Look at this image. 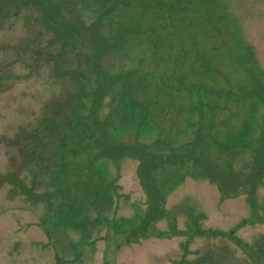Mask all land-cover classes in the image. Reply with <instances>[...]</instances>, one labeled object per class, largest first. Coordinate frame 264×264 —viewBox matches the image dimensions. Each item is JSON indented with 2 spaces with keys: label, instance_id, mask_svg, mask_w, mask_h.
Instances as JSON below:
<instances>
[{
  "label": "flooded vegetation",
  "instance_id": "af4514ba",
  "mask_svg": "<svg viewBox=\"0 0 264 264\" xmlns=\"http://www.w3.org/2000/svg\"><path fill=\"white\" fill-rule=\"evenodd\" d=\"M55 1H58L56 6L59 9L61 6L69 15L71 22L77 16L76 19L81 24L94 23L97 29L101 31L102 40L109 47L108 51L106 50L105 53L101 54L95 39L90 40L83 35L77 36L76 34L70 35L69 38L60 37L56 31L57 23L48 32L42 26V22L39 21L38 26L36 25L37 34L43 44L41 54L38 56V67L41 72L39 75H41L43 85L46 82L45 85L48 87L44 86L41 90L46 92L53 90L50 87L51 83H56L59 86L61 84L67 85L64 90L70 93L69 99L71 100L63 114L60 112V108H55V104H52L51 112L43 113L45 117L38 119L36 130L31 132L34 138V146L32 149V146L27 145V150H34L36 156L34 159L32 158L28 167L24 166V169L21 170L20 178H22V184L28 188L32 187L37 195L32 196L33 198L22 195L24 204L28 207L27 210L32 213L29 217L23 218L25 222L22 224L24 226L20 225L25 233L21 237V244L23 242L26 251L30 253L42 250L47 255H52V261H50L52 264H81V260H85L89 252L94 253L93 261L95 260L94 263L96 264H143L144 260L142 259L151 254V251L163 252L165 249H169L172 244L174 247L177 239L181 237L175 236L177 234L168 225L165 216L159 217L158 220L153 218L148 226L141 225L147 209L152 201H155V198L149 197L141 184L139 171L141 170L142 154H138V150L134 148L126 155H116L115 157L113 156L114 153L108 150L107 141L110 140L119 145L135 143L140 146L138 142H142L143 136L136 133L137 131L130 134L129 131L124 130L125 123L131 121V126L138 123L148 125L149 137L150 132L154 131L153 127H161L163 130L160 131V134H153L152 136H157L163 146L168 142L176 143L177 141L173 138L184 137L181 134L184 130L180 128L177 131V127L165 119L166 112H163L162 109L159 110V107L163 103L165 108H167L166 106L171 107V98L179 89H182L183 92L187 90L190 95L194 91L193 93H196L198 97L200 96V100H202L201 98L204 96L202 91L205 90L207 95L210 93L212 96V94L215 95L219 92V88L214 89L215 87H213L212 92L208 91L211 89L209 81L206 77L204 79L200 76V71L201 73L204 71L202 64L198 62L200 68L195 66L192 69L191 65H195L197 59L187 54L185 47H182L181 53L164 50V55H161L156 49L157 44L158 47L161 46L164 49L173 43V38L167 33L169 27L174 25V19L169 16L170 9L168 11L165 9L153 20L151 24L153 37L150 45L152 49L149 50L142 48L145 46V41L139 42L137 39L139 37L133 38L140 35L138 24H129L126 27L124 21H117V17H108V0ZM234 1L231 4L235 14L231 16V21H234L231 32L235 27H242L243 29L244 26V31L242 30L244 37L250 36V39H241L248 46L246 47L249 50L246 56L247 61H250L251 68L256 74L261 70L263 77L264 0ZM186 3L187 0L182 1L185 6ZM11 5V12L16 13L22 9L23 2L13 0ZM181 5L178 7L180 11L184 10ZM21 13L26 14L27 11L24 10ZM102 14H105L104 17H101ZM87 15L91 20H88ZM184 15L183 19L187 20L186 14ZM165 30L167 31L163 34ZM131 33H133L132 39L128 38ZM255 38H263V41L256 42ZM139 46L148 54V58H138ZM259 68L260 70H258ZM157 71H163V78L159 84L163 85L164 88L159 87V89L160 93L166 95V101L160 95L156 99H162L160 105L158 104L159 101L156 103L153 101L140 106L138 98L142 95L129 94L131 93L129 91L138 85L140 80L138 73L144 75L146 82L148 81L145 89L152 88L153 84L156 83L154 80ZM103 72L106 73V77L110 76L111 82L104 81L102 95L97 96L95 103L92 97L87 98L85 96L80 99L81 95H85L82 94L84 91L97 89L101 85V81L105 79L101 77ZM170 77H175V82L170 81ZM193 78L199 79L196 88L191 85ZM261 82L264 85V78L261 79ZM172 83L177 84V87L172 89L170 86ZM189 88L194 90L189 91ZM74 93L76 96L72 99ZM50 98L47 97V99ZM193 100L192 96L189 103H186L187 109L191 112L192 109L202 104V102L194 104ZM207 100L209 101L208 98ZM212 102L207 104L209 107L216 108L212 111L217 112L218 99L213 97ZM46 106V102L42 103L37 115L42 114V110ZM93 109H95L94 118L96 119H94L95 123L92 124L98 127L97 133L100 134H96V139H88L90 140L89 147L93 149L88 150L89 148H87L84 151V158L93 159L96 164L101 162L102 167H87L81 163L84 167L77 168L74 159L75 150L68 152V168L64 169L68 171V177H65L67 179L65 182V179L61 180L60 178L62 169L59 167L60 162L58 160L60 151L57 146V132L53 129L54 122L48 124L51 122V118L59 119L60 115L73 117L71 123L75 124L76 111L90 118ZM89 118L84 120L90 121L91 118ZM26 122L27 120L23 123ZM189 123L192 126L194 120L188 119ZM104 126L106 127L103 128ZM99 140L106 142L105 145L104 143L99 144ZM154 147H156L155 144ZM166 147L159 152V165L162 163V159L169 154L168 145ZM8 148H12V145H9ZM149 151H151L150 147L146 152ZM162 168L164 167L153 168V170H170L169 168ZM90 170H98L99 177L108 182L110 189L106 192V187L100 186L99 191L94 195L93 202H89L91 204L80 205V203H76L75 198H69L74 193H68L67 189L74 188L75 191L76 171H83L88 175ZM8 171L10 172L12 169L10 168ZM157 172L154 171V174ZM109 173L112 177L114 176L110 182L107 180ZM106 184L104 183V185ZM175 188L166 194L167 206L180 201L187 189V184H178ZM75 205L77 210L72 211L70 208H74ZM64 211H70L73 214L66 215ZM154 222L161 230L154 228L152 225ZM165 234H172V238L165 237ZM60 235L65 238L63 243L58 237ZM137 258L142 261L137 260Z\"/></svg>",
  "mask_w": 264,
  "mask_h": 264
},
{
  "label": "trees",
  "instance_id": "16d2710c",
  "mask_svg": "<svg viewBox=\"0 0 264 264\" xmlns=\"http://www.w3.org/2000/svg\"><path fill=\"white\" fill-rule=\"evenodd\" d=\"M21 1L23 2L22 9H20V12L14 13L11 12L13 0H0V95H7L14 87L22 90L28 87L27 96H31L30 98L33 100L30 104L38 102V105H42L46 102L47 106L39 115H37L38 108L35 111H29V115H25L24 120H28V117L34 115H36V120L28 124L22 122L23 124H20L12 134V140L10 142L7 140L8 145H12L16 149L12 154L17 160L14 161L11 156V160H13L12 171L0 174H4V178L10 179L9 183L12 184V187L9 194L15 193L21 197L26 195L33 198L32 196L35 197L37 194H35L32 187L28 188L23 185L22 178H20L21 170L24 169V166L28 167L32 158L34 159L36 156L34 150H27V145L32 146V149L34 146V138L31 132L36 130L38 119L45 117L43 113L51 112L52 104H55V108H60V112L63 114L71 99H69L70 93L64 90L67 85L63 84L59 86L56 83H51L50 87L53 90L39 92V89L44 88V86L47 87L45 85L47 83L45 82L43 85L41 75H39L38 56L41 54L43 44L37 34L36 27L39 21L42 22L41 19L45 15L38 13L39 9L36 7L38 6V0ZM182 1L123 0V2H118L108 0L107 15L111 18L117 17V21H125L124 16H122L125 7L134 9L138 15L137 23L139 24L140 35H143L140 37L144 38L143 41H145L143 49L151 50L150 45L153 37L151 24L161 12L170 9L169 16L174 19V25L176 24L179 27L185 21V18L183 19L184 14H186V17L189 16L188 11L190 8V11L199 13L211 4L209 3L210 0H187L189 4L184 5V10L180 11L178 7L182 4ZM228 2L227 9L229 11L233 6L231 4L235 1L228 0ZM24 10L27 11L26 14L21 13ZM34 12L38 14L35 15ZM129 13H132V10ZM104 15L102 14L101 17H104ZM17 16L21 18V25L24 27L25 33L18 37L11 35V39L10 37L6 39L5 34L13 33L14 27L12 24ZM232 32H235L239 40L248 38L244 37L241 28L235 27ZM69 37L70 35L65 36V38ZM172 46L173 43L170 47ZM156 49L161 55L165 54L161 46H157ZM170 52H175V50L171 49ZM138 53L141 57L144 54H146L145 58L148 56L143 50H139ZM106 80L110 83V76L101 81V85L97 89L84 91L82 94L85 95H81L79 98L92 97L95 103L97 96L102 95L103 83ZM198 81V78H193V83H198ZM161 86L164 88L163 85ZM190 90L191 88H189ZM224 91L221 88L219 89V93L224 94ZM193 92V103L202 102V104L192 109L190 119L194 120V124L191 126V123H189L185 130L181 132L185 138L174 137L176 143L168 142L163 146L157 136H152L153 134H160V131L163 130L161 127H153L154 131L150 132L149 137L148 125L138 123L131 126V121H129L125 123L124 130L129 131L130 134L137 131L136 133L142 135V142H138L140 146L135 143L119 145L109 140L107 141L108 150L113 152L115 157L116 155H126L134 148L138 150V154H142L141 170L139 171L141 184L149 197L155 198V201H152L147 209L145 219L141 225L148 226L153 218L158 220L159 217L165 216L168 225L177 234L175 236L181 237L177 239L174 247L173 244L169 247V249L173 248L174 251H169V254L171 253L168 256L170 260H167V258V261L163 264H264V146L262 143L264 139L262 141L260 139V136L264 134V128L258 130L260 136L257 135L255 138L256 129L250 132L248 127L250 125L246 126L244 122H241L239 125L233 126L227 133V140L224 137L218 139L212 133L216 113L212 110L216 108L209 107L207 104L208 102L213 103L214 95L212 93V96L210 93L207 95L204 90L201 93L205 97L203 96L204 98L202 97V100H200V96L198 97ZM258 94L259 97L262 96L261 91ZM72 96L71 98L74 99L76 94L74 93ZM47 97L51 98L47 99ZM255 99L260 104L258 106L254 105L256 110L253 112V119H255V122H252L253 127H256L259 121V110H261V113L264 112V100ZM218 103L219 106L224 105L223 100L218 101ZM259 106L261 107L258 110ZM94 115L95 109L92 110L91 120L85 121L84 119L89 117H85L82 113L76 111L75 124L71 123L73 117L69 115L67 117L60 115L59 119L56 117L50 119L51 122L48 125L54 122L53 129L58 136L57 146L60 151L58 160L60 162L59 167L62 169L60 171L61 180L68 177V171L64 169L68 168V152L74 150L75 167L83 168L82 164L93 168L102 167L101 162L96 164L93 159L89 160L86 157L83 159L85 156L84 151L87 148H89L88 150L93 149L89 147L90 140L88 139H96V134H100L97 133L98 127L92 124L95 123L94 119H96ZM16 122L21 123L20 121ZM103 128L102 130H104ZM235 129L236 131L232 135ZM241 133H244V135L248 133L255 139L249 145L248 158L243 157L246 152L247 139H244ZM151 136L154 138L152 139ZM151 139L152 141H150ZM98 143L102 144L104 142L99 140ZM154 144L156 147H154ZM167 145L169 154L166 156L167 158L162 159L163 161L159 165V152L164 150L163 148H167ZM149 147L151 151L146 152ZM140 150L143 152H140ZM212 151H218L219 153H214L211 157L210 153H213ZM237 161H240L241 164L238 165ZM64 163L65 165H63ZM162 166L170 170H153V168L156 169ZM154 171L158 172L154 174ZM83 174L86 173L83 171L75 172V191L73 188L67 189V192L74 193L69 198H75L76 203L87 205L91 204L89 202H93L94 195L99 191L100 186H105L106 192H108L110 186H108L106 180L99 177L98 170H96L94 177L90 176L89 178L90 174ZM113 177L109 173L107 180L110 182ZM66 180L65 182H67ZM104 183L107 184L104 185ZM178 184H187V189L180 201L167 206L166 194L168 191L175 190ZM182 208H186L188 211L184 214ZM70 209L72 211L77 210V206L75 205L74 208ZM64 213L66 215L73 214L70 211H64ZM152 225L154 228L160 229L156 222ZM17 228L21 229L20 226H17ZM165 237L172 238V234H165Z\"/></svg>",
  "mask_w": 264,
  "mask_h": 264
},
{
  "label": "rangeland",
  "instance_id": "374dc122",
  "mask_svg": "<svg viewBox=\"0 0 264 264\" xmlns=\"http://www.w3.org/2000/svg\"><path fill=\"white\" fill-rule=\"evenodd\" d=\"M113 1L123 2V0ZM209 3L211 4H209L203 12L199 11V13H195L190 11L187 20L184 21L183 25H179L178 27L175 24L174 26H170L168 31L165 30L163 32V34H165L167 31V33L173 38L174 43L172 47L168 45L166 48H171L181 53L182 47H185L187 50L186 53L197 59L195 60V65H191L192 69H194L195 66L200 68L198 62L202 64L201 66L204 71L203 73L200 71V76L204 79L207 78L209 81L211 89L208 91L212 92L214 89H217L216 87L225 90L224 94L217 92L213 96L215 99H218V101L223 100L225 105H218L219 108L214 115L212 131L214 136L218 139L224 137V139L227 140V133H229L233 126L244 122L246 126L250 125L248 126L250 132L253 129L254 131L256 129V138L257 135L260 134H258V130L264 128V112L261 113V110H259L261 106L258 107L259 121L257 122L256 127L252 126V122H255V119H253V112L256 110L254 105L258 106L260 104L255 98H260L262 101L264 100V85L261 82V79L264 78V71H262L263 77L261 76L262 73L260 68L258 69L260 70V74L255 73L251 68L250 61H247L246 56L249 53V50L246 49V47L248 46H246L242 40L240 41L238 39L235 32H231V27L234 22L231 21V16L235 15L233 6H231L228 11V0H210ZM57 4L58 1L55 0H38V6L36 7L39 9L38 13L45 15L41 20L42 26L45 27L47 32L50 28L54 27V25L56 26L55 23H57L58 26L56 31H58L60 37L74 34L77 36L83 35V37L87 39H95L97 41L100 48L99 52L101 54L105 53L106 50L108 51L109 46L102 40L100 34L101 31L97 29V26L94 25V23L81 24L76 19L77 16L74 17L73 22H71L69 15L61 6L59 9L56 6ZM186 4L188 5L189 3L187 2ZM181 6L184 7L183 4ZM130 10H132V13H129ZM123 12L122 16L125 18V21L123 22L124 26L128 27L129 24H138V15L134 9L126 8ZM38 13L34 12L35 15ZM86 17H88V20H91L88 15ZM17 18L18 16L12 24L14 27V30H12L13 33L5 34L6 39H9V37L11 39V35L18 37L25 33V29L21 25V18ZM241 30L244 31V26L243 29L241 27ZM140 36L143 35H136L133 37V33H131L128 38L132 39L133 37L135 39L139 37L137 39H139V42H142L144 38H141ZM248 39H250V36H248ZM255 40L256 42H261L263 41V38H255ZM142 48L139 46V50H142ZM166 48H164L165 51H171V49L167 50ZM145 56L146 54H144L143 57L145 58ZM140 57L141 56H139V58ZM105 74L106 73L103 72L101 77L107 78ZM138 75L140 77V80L137 83L138 85L132 87L129 91L131 93L129 94L135 93L136 95H142L138 98L140 106H143L144 103L153 101L155 103L156 101H159L158 104L160 105L162 103L161 99L156 100L160 95L166 101V95L160 93L159 89V87L163 88L159 84L163 78V71H157V76L154 80L156 83L153 84L152 88L149 87L147 89H145V86L148 84V81L146 82L144 75L139 73ZM169 80L175 82V77H170ZM188 81L190 82V79H188ZM174 85L175 83L170 84L172 89L177 87V84ZM191 85L193 88H196V83H193V81L191 82ZM213 87L215 88L212 89ZM27 89L28 87L23 90L14 87L7 95H0V173H7L9 172L8 169L12 168L13 164L11 163V156L14 161L17 160L12 154L16 149H14V147L8 148V144L13 138L12 134L18 129L20 124H23L22 122L25 121V115H29V111H35L38 108L37 112H39L41 107V104H37L38 102L30 104L33 100H31V96H27ZM40 91L42 90L39 89V92ZM259 91H261V97H259V94L257 95ZM192 96L193 95H190L187 90H184L183 92L182 89H179L177 93L173 95V98H171V107L165 105L167 107L165 108L163 105L164 103L159 107V110L162 109L163 112H166L165 119L172 125L176 126L177 131H179L180 128L185 130V127L188 125V119H190L192 112L187 109L186 103H189ZM35 117L36 115L28 117L26 123L34 122ZM16 121H20L21 123ZM235 131L236 129L232 135ZM241 135H243L244 139H247V145H245L246 152L243 154V157L248 158V154L250 153L248 151L250 148L249 145L255 141V139L253 136H250V134L248 135V133L245 135L244 133H241ZM260 139L261 141L264 139V134L260 136ZM7 140L9 142H7ZM262 143L264 146V140ZM140 152L143 151L140 150ZM214 153L219 152L214 151L213 153H210V156L212 157V154ZM237 164L240 165L241 162L237 161ZM89 174V178L90 176L94 177L96 170H90ZM9 181V178H4V174H0V264H52V262H50L52 261V255H47V253L42 250H36L34 253H30L29 251H26L24 243L22 242L21 244V237H23L25 233L22 227L19 230L17 226H24V224H22L25 222L23 221V218L29 217L32 212L27 210L28 207L24 204L23 197L19 194L10 193V196L9 191L12 184H10ZM182 210L184 211V214L188 211L186 208H182ZM58 237L60 238L61 243H63L65 238H63L62 235ZM169 251L174 250L171 248L165 249L163 252H160L159 250L151 251V254L142 259L144 260L143 264H163V262L170 260L168 258V256L171 255V253L169 254ZM94 257V253L89 252L86 259L81 260V264H96L94 263L95 260L93 261ZM137 260L142 261L138 258Z\"/></svg>",
  "mask_w": 264,
  "mask_h": 264
}]
</instances>
